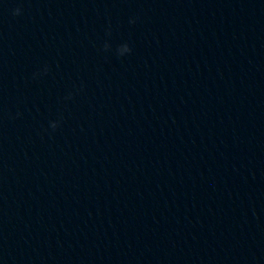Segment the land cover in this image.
I'll list each match as a JSON object with an SVG mask.
<instances>
[{
	"label": "clouds",
	"instance_id": "1",
	"mask_svg": "<svg viewBox=\"0 0 264 264\" xmlns=\"http://www.w3.org/2000/svg\"><path fill=\"white\" fill-rule=\"evenodd\" d=\"M13 15H20L21 14V9L19 7H17L16 9L13 10ZM130 22H134V21H130ZM109 34H110V30H109ZM110 44H108L107 42L104 44L103 48L105 51L110 49ZM132 51V49L130 48V46L127 43H123L121 45H119L116 49V52L119 56H124L126 53H130ZM49 71L47 66H44L43 68V74H47V72ZM40 75V73H34L33 78H37ZM71 98V94H69L68 97H66V99ZM19 115V113L17 114ZM59 126V121H51L50 122V128L55 131L57 129V127Z\"/></svg>",
	"mask_w": 264,
	"mask_h": 264
}]
</instances>
